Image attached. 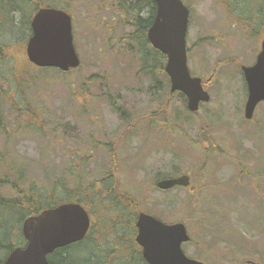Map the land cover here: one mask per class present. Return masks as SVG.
<instances>
[{
  "label": "rangeland",
  "instance_id": "rangeland-1",
  "mask_svg": "<svg viewBox=\"0 0 264 264\" xmlns=\"http://www.w3.org/2000/svg\"><path fill=\"white\" fill-rule=\"evenodd\" d=\"M121 1L136 3L43 0L44 6L64 7L72 17L80 70L34 73L40 78L33 87L39 94L19 114L9 102L15 82L0 80L5 128L0 132V179L14 180L15 167L36 188L50 192L55 183H65L72 192L76 181L92 185L113 170L125 206L111 203L113 208L102 211L96 222L104 227L114 220L127 229V207L129 216L142 212L166 224L183 223L191 239L183 251L203 264H264V104L252 120L244 119L247 91L240 70L255 63L264 22L258 27L261 35H255L258 22L238 20L237 0H184L189 71L203 80L210 96L191 114L180 95L166 91L162 72L155 83L140 72L136 47L128 41L133 29L117 9ZM240 3L242 13L251 17L264 8L263 0ZM146 14L143 10L141 16ZM15 16L20 22L22 15ZM9 49L12 70L20 75L22 51L19 45ZM181 175L190 176L192 193L155 188L157 180ZM6 190L0 193L8 197ZM91 211L97 210L91 206ZM16 219L6 217L4 225L14 226ZM91 235L96 257L98 248L108 249L100 241L112 234Z\"/></svg>",
  "mask_w": 264,
  "mask_h": 264
},
{
  "label": "water",
  "instance_id": "water-1",
  "mask_svg": "<svg viewBox=\"0 0 264 264\" xmlns=\"http://www.w3.org/2000/svg\"><path fill=\"white\" fill-rule=\"evenodd\" d=\"M156 7L147 39L151 46L166 58L164 72L169 78L170 92L185 96L187 110L197 112L201 103L210 98L202 80L192 77L187 64L186 33L189 11L181 0H147ZM31 37L26 45V56L39 68H55L67 72L79 67L75 52L71 18L55 9H41L31 22ZM247 86L244 118L251 120L258 104L264 103V39L256 62L242 67ZM189 178L162 180L157 188L169 190L187 187ZM90 226L87 212L79 204H63L27 218L22 227L27 246L16 248L3 264H49L47 255L58 248L81 241ZM136 228L137 243L143 248L148 264H202L188 259L181 244L189 240L182 224L165 225L155 218L140 214Z\"/></svg>",
  "mask_w": 264,
  "mask_h": 264
},
{
  "label": "trees",
  "instance_id": "trees-1",
  "mask_svg": "<svg viewBox=\"0 0 264 264\" xmlns=\"http://www.w3.org/2000/svg\"><path fill=\"white\" fill-rule=\"evenodd\" d=\"M44 5L46 4H43V0H0V80L7 81L8 79H12L15 82V85L9 92V95H12L11 98L13 99L9 102L11 103V109L13 111L15 110L17 114L21 113L22 110H25L22 108H26V105L29 106L32 104L30 102L32 97L37 99L39 92L37 91L35 93L33 87L35 84H38L40 78L33 75L34 73L53 71L57 75H66L76 71L70 70L68 73H62L57 69L39 68L32 65L26 57L25 49L26 43L31 35L30 22L33 16L32 13L44 7L65 10L64 7L57 5ZM233 7H235V11L238 13V20L247 23L251 21L258 22L257 26L254 28V33L255 35L259 33L261 28L260 23L264 22V8H261L260 6L259 13L256 15L258 17L257 18L251 17L247 11L242 13L240 0H237ZM117 9L127 17L124 24L132 27L133 29L131 35L128 36V41L136 47L137 51L135 53L139 58L140 72L146 77H149L153 83H155L157 72H162L164 74L163 69L165 59L161 53L151 47L146 38L147 30L151 27L155 17V7L153 3L146 0H136V3L132 6L124 3V1H121V4L117 6ZM143 10L147 11L145 17L141 16ZM17 14H21L22 19H20V22L15 23L12 17ZM258 27L260 28L258 29ZM11 45H19L22 51L23 63L20 67V75L15 74L16 69L12 70L13 66L9 62L13 61V57L9 49ZM77 70L79 71L80 67ZM165 78L166 91L171 94L169 80L166 75ZM156 84L159 86V83ZM1 95L3 94L0 86V102ZM178 95H180V98L186 107L185 97L181 94ZM2 101L5 103L8 101L6 96L5 100L3 99ZM27 112L28 115H34L30 113V111ZM3 120L4 117L0 114V132L5 130ZM204 131L206 130L204 129L203 132ZM205 137H207V133L203 135V138ZM6 159L7 158H3L5 163ZM115 164L116 160L113 158L112 166L116 171ZM112 171L109 172L106 179L92 185L79 186L78 181H76L77 184L75 185L77 187L72 192H68L69 189L66 188L65 183H55L56 185L54 188L50 192H46L43 188H36L33 183H27L24 181L23 176H21L14 167L12 169L14 180H9L6 177L0 179V189L4 187L7 189L6 193L9 192L8 197L0 193V264L5 260L6 256L13 250L14 247L21 246L24 242L22 236V224L28 217L36 216L46 209L54 208L63 203H79L86 210H88L95 217V219H98L100 215H104L101 213L102 211L105 212L107 209L117 206V204L125 206L122 202L124 199L117 193L119 186L116 181L118 180L117 177L114 176L115 172ZM21 182H25V186ZM57 184L59 185L58 187ZM96 186H98V188H96ZM188 190L192 193L191 188ZM56 193L58 194L57 198L55 196ZM91 206H93L97 211L92 212ZM127 209L128 208L126 207L125 211ZM127 212L129 213V210H127ZM13 214L18 218L14 222V226L4 225L5 221L3 219L13 216ZM136 217L137 214L133 217L128 216L129 226H135ZM95 233V230L92 231L93 236ZM91 236L92 235H88L85 240V246L88 250V253L86 252V257L88 260L91 259L94 261L96 257H93L94 255L92 251L94 248H92L91 243H93V241L90 240ZM97 252H100V255L102 254L99 249ZM60 254H62V252H60Z\"/></svg>",
  "mask_w": 264,
  "mask_h": 264
},
{
  "label": "flooded vegetation",
  "instance_id": "flooded-vegetation-1",
  "mask_svg": "<svg viewBox=\"0 0 264 264\" xmlns=\"http://www.w3.org/2000/svg\"><path fill=\"white\" fill-rule=\"evenodd\" d=\"M128 216L129 213H126V217L123 215L124 217L123 221L126 222L127 224L126 225L127 229H126V227L122 228L123 226L120 223H115L114 220L112 225L104 227L103 222L99 220H97L96 222L95 217L92 214H89L90 228L85 238L79 242L54 250L51 254L47 256L49 264H147L143 258L142 248L136 242V237L138 234L137 229L135 226L134 227L129 226V222L127 218ZM133 216L134 215H131L130 217ZM116 217L119 219V215H116ZM120 217L122 218V215ZM115 221L117 220L115 219ZM101 226H103L102 229ZM109 227L110 230L108 229ZM94 230L98 235L101 234V236L102 235L109 236L110 234H112V238L105 240L102 239L100 241L99 245L108 246V249L106 251L102 249V254L101 255L99 254V256L96 255V258L93 261L91 259L90 260L86 259L87 258L86 252L88 253V250L86 249L85 246V240L87 236L91 235L92 231ZM112 231L114 232V236ZM190 242L191 239L188 242L183 243L182 248L183 246L188 245ZM60 252H62L63 255L60 254ZM75 257L84 258L85 261L76 262L73 260V258Z\"/></svg>",
  "mask_w": 264,
  "mask_h": 264
}]
</instances>
